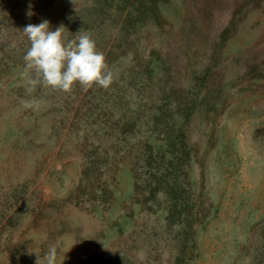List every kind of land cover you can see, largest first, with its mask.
I'll use <instances>...</instances> for the list:
<instances>
[{"label": "rangeland", "instance_id": "374dc122", "mask_svg": "<svg viewBox=\"0 0 264 264\" xmlns=\"http://www.w3.org/2000/svg\"><path fill=\"white\" fill-rule=\"evenodd\" d=\"M42 20L90 34L113 84L28 91ZM53 244L57 264H264V0H0V264Z\"/></svg>", "mask_w": 264, "mask_h": 264}, {"label": "clouds", "instance_id": "9594fccd", "mask_svg": "<svg viewBox=\"0 0 264 264\" xmlns=\"http://www.w3.org/2000/svg\"><path fill=\"white\" fill-rule=\"evenodd\" d=\"M22 32L30 41L25 67L35 74L28 80V91H34L37 85L67 93L77 83L85 90L94 85L108 89L113 84L114 73L90 34L79 31L75 39L66 41L65 27L61 24L51 30L47 20L28 24ZM57 257L58 249L53 244L43 257L37 256L36 264H57Z\"/></svg>", "mask_w": 264, "mask_h": 264}]
</instances>
